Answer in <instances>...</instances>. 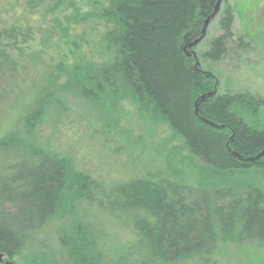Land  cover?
<instances>
[{
    "label": "trees",
    "instance_id": "trees-1",
    "mask_svg": "<svg viewBox=\"0 0 264 264\" xmlns=\"http://www.w3.org/2000/svg\"><path fill=\"white\" fill-rule=\"evenodd\" d=\"M80 1L101 5L105 51L98 64L92 56L75 65L58 90L29 106L20 128L0 139V253L12 260L28 252V264H54L45 252L29 251L41 243L38 233L69 217L57 240L66 264H211L226 242L264 246V192L236 182L239 173L264 174V99L224 92L215 71L236 40V8L222 1L220 35L201 48L194 43L219 0ZM76 2L0 0V69L20 35L67 39L88 19L74 8L65 21ZM246 38L238 37L239 46ZM98 94L165 125L206 166L200 184L148 178L105 185L38 140L48 113ZM110 231L128 240L105 244Z\"/></svg>",
    "mask_w": 264,
    "mask_h": 264
},
{
    "label": "rangeland",
    "instance_id": "rangeland-1",
    "mask_svg": "<svg viewBox=\"0 0 264 264\" xmlns=\"http://www.w3.org/2000/svg\"><path fill=\"white\" fill-rule=\"evenodd\" d=\"M229 2L236 8V40L229 44L227 57L215 68L220 88L224 92L250 93L264 99V0ZM100 7L77 0L73 8H67L64 12L67 23L74 8L80 9L77 13L80 19L88 17L73 26L67 39L56 41L53 34L34 32L10 41V60L6 61L5 69H0V139L20 128L29 106L39 96L58 90L75 65L87 62L85 57L93 56L95 64L99 63L105 51L106 31L104 22L97 17ZM219 35L215 18L201 41V48H207ZM242 35L247 37L243 47L238 43ZM58 67L66 74L59 73ZM139 114L129 103L110 95L98 94L94 102L67 100L65 109L48 113L36 136L49 151L67 159L76 172L105 185L151 178L198 186L206 166L165 125ZM22 163L14 161L12 165ZM236 182L256 185L264 192L262 172L239 173ZM85 208L82 206L78 215ZM69 219L74 218L54 222L38 233L41 243L29 253L45 252L54 264H66L57 240L59 233L71 225ZM110 232L105 244L126 242L127 238ZM28 263L26 252L12 260L5 258L0 264ZM211 264H264V246L226 242L221 246L220 259Z\"/></svg>",
    "mask_w": 264,
    "mask_h": 264
},
{
    "label": "water",
    "instance_id": "water-1",
    "mask_svg": "<svg viewBox=\"0 0 264 264\" xmlns=\"http://www.w3.org/2000/svg\"><path fill=\"white\" fill-rule=\"evenodd\" d=\"M221 3H222V0H219L215 13H214V14L208 19V21L206 22V27H205V29H204V33H203V37H202V39H204V37L206 36V31H207V28H208L210 22L216 18ZM202 39H201L200 41L194 43V44H195V45L199 44V42H201ZM4 260H5V256H4L3 254L0 253V263H3Z\"/></svg>",
    "mask_w": 264,
    "mask_h": 264
}]
</instances>
